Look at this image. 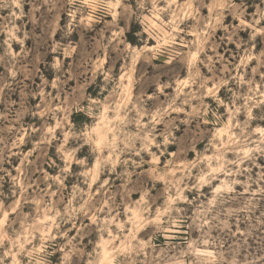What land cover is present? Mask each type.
<instances>
[{"label":"rangeland","instance_id":"rangeland-1","mask_svg":"<svg viewBox=\"0 0 264 264\" xmlns=\"http://www.w3.org/2000/svg\"><path fill=\"white\" fill-rule=\"evenodd\" d=\"M0 264H264V0H0Z\"/></svg>","mask_w":264,"mask_h":264}]
</instances>
